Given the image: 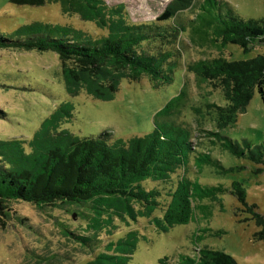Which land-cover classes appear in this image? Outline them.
<instances>
[{"label":"rangeland","instance_id":"obj_1","mask_svg":"<svg viewBox=\"0 0 264 264\" xmlns=\"http://www.w3.org/2000/svg\"><path fill=\"white\" fill-rule=\"evenodd\" d=\"M101 1L106 8L122 9L116 15L124 16L130 24H152L176 0ZM225 1L246 21L264 20V0ZM196 8L181 12L179 18H195ZM34 23L71 27L94 39L108 35L80 14L63 12L60 3L32 7L0 0V35L21 39L19 31ZM181 41L182 65L175 73L173 85L155 89L146 78L139 83L124 80L115 99L108 102L95 100L86 92L71 96L62 77V61L54 52L0 49V142L27 141L30 152L31 141L40 137L46 141L47 131L55 130L50 127L51 120L79 138L111 133L112 139L127 142L150 133L156 113L180 96V107L172 112L169 121L191 132L197 155L210 153L213 160L221 163L204 166L199 174L192 158L189 175L204 185L230 190L233 183H241L247 193L246 203L228 192L220 201L203 202L212 212L209 218L200 212L199 220L161 230L154 221L163 216L168 195L174 191L183 170L167 181L142 184L143 192L158 193L151 205L132 198H98L88 205L40 209L28 202L12 201L0 213V264H190L182 257H193L199 248L206 247L226 252L239 264H264V241L257 236L262 228L250 214V207L256 205L264 215V160L259 158L261 152L264 155V97L256 91L237 120L220 128L218 112L208 106L226 107L229 103L220 89L193 70L202 60L223 57L229 62L249 61L264 55V47L248 52L232 44L222 47L213 40H193L190 32ZM71 110L73 117L68 118L66 113ZM54 116L60 117V122ZM212 132H221V136L214 137ZM229 139L243 149L245 157L224 146ZM200 229L212 232L196 242L194 235ZM134 232L130 241L129 234ZM76 234L95 242L86 246L76 239ZM131 242H137V248L127 260L123 253ZM102 255L113 258L104 259Z\"/></svg>","mask_w":264,"mask_h":264},{"label":"trees","instance_id":"obj_2","mask_svg":"<svg viewBox=\"0 0 264 264\" xmlns=\"http://www.w3.org/2000/svg\"><path fill=\"white\" fill-rule=\"evenodd\" d=\"M18 6L42 7L60 3L63 12H75L95 22L108 35L94 39L82 30L34 23L19 32L23 38L10 39L0 35V49L20 48L54 52L62 61V77L71 96L86 92L98 101L115 99L124 80L139 83L148 79L155 89L175 83V73L181 67L182 36L191 33L192 39L213 40L222 47L232 44L250 51L264 47V20L246 21L225 0H176L152 24H130L122 9H110L101 0H11ZM197 6L193 19L179 18L181 12ZM208 38V39H207ZM195 72L216 89H220L228 106H208L218 112L219 127H226L237 120L239 112L249 104L256 91L264 97V55L249 61L229 62L225 58L202 60L195 64ZM181 97H174L154 117V129L147 135L127 142L112 139L111 133L98 137L79 138L51 120L46 141L30 142L10 140L0 142V213L5 204L24 201L40 209L46 206L62 208L86 204L98 198H132L151 205L158 199L153 190L143 192L144 182H162L183 170L162 217L154 224L168 231L176 226L188 225L199 220L201 212L207 219L212 215L206 199L220 201L230 192L246 203L247 193L241 183L225 186L204 185L189 175L194 165L199 174L204 166H220L212 155L193 151L191 132L169 121L172 112L180 107ZM70 109V106L68 107ZM73 112L67 111L68 118ZM65 113V112H64ZM55 120L60 117L54 116ZM162 120V121H161ZM57 122V123H58ZM171 123V125H169ZM214 137L221 132H212ZM215 144L216 142L212 140ZM44 142V143H43ZM50 144L52 146L50 147ZM234 154L245 157L243 149L229 139L224 145ZM248 149H252L247 145ZM197 151V150H196ZM260 160H264L261 152ZM252 159L256 160L253 155ZM250 207L262 231L258 240L264 241V215ZM212 231L200 229L194 235L196 242L204 240ZM203 233V234H202ZM134 233L129 234L130 241ZM216 233L215 235H220ZM86 246L95 240L74 235ZM123 257L130 260L137 242L126 245ZM104 259H111L102 255ZM116 257V256H114ZM190 264H239L224 251L199 248L193 257L183 256Z\"/></svg>","mask_w":264,"mask_h":264}]
</instances>
